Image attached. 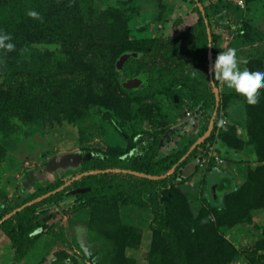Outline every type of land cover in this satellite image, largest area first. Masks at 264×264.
Returning a JSON list of instances; mask_svg holds the SVG:
<instances>
[{"label": "rangeland", "instance_id": "374dc122", "mask_svg": "<svg viewBox=\"0 0 264 264\" xmlns=\"http://www.w3.org/2000/svg\"><path fill=\"white\" fill-rule=\"evenodd\" d=\"M33 1L24 0L23 3ZM67 1L74 3V0ZM75 1L80 4V12L85 11V24L79 29L83 32L86 27V34L93 32L96 39H105L110 29L117 34V28L121 29V40L125 37L167 38L198 20L189 0ZM203 1L208 6L212 30L218 38L212 60L219 52L234 48L241 70L264 69V0H243L242 5L235 0ZM47 19L48 16L38 22L31 20L34 30L31 31L30 46L41 54L36 74L40 83L38 87L45 93H48L47 89L54 91L57 103H61L56 106L58 109L66 103L63 101L69 92L62 87L76 86L79 78L64 75L66 72L58 68L64 62L61 42L46 39L36 30L37 23ZM178 20L180 23L176 24ZM105 28L108 30L104 32ZM95 38L88 40L93 47L89 49L87 60L91 70L99 67L105 73L106 58ZM145 77L143 73L130 79L121 76L120 81L137 79L140 87L145 86ZM217 87L219 118L216 128L213 125L211 130L213 140L206 144L201 155L180 168L176 186L188 195L193 213L197 214L203 207L211 212L220 211L217 232L234 250L233 256L225 259L224 264H264V247L259 245L264 235V154L259 159L252 148L241 146L249 141L250 135L245 97L228 89L220 80ZM260 92L264 94V88ZM35 94L44 97L42 91L29 92L27 88L24 97L30 103ZM105 98L91 99L85 105L79 104L77 98L76 102L57 113L46 112L49 120L43 126L35 127L14 119V125H18L13 133L0 130V214L31 198L41 188L46 189L58 180L66 182L82 173L83 162L88 161L95 151L111 148L123 159H132L137 164L145 154H150L149 150L136 147L147 134L160 138L158 158H161L183 147L201 132V113L189 109L191 99L188 95L184 98V108L177 113L163 97L157 98V103L148 100L145 109L139 102L122 99L112 105ZM27 106L29 109L28 103ZM8 107H14V104ZM4 114L5 110L1 115ZM230 132L232 135L228 138ZM223 135L228 138L226 142L222 140ZM196 172L200 174L196 175ZM222 176L231 178L232 188L218 194L215 186ZM241 188L250 201L248 208L243 207L242 200L239 204L228 205V210L225 201L234 199L233 195ZM247 188L251 193L245 194ZM89 189L72 187L60 200L48 202L29 213V218L36 224L30 235L35 237L31 249L21 260L15 258L13 244L0 230V264H50L60 252L61 264H112L114 251L104 236L106 230H111L113 244L124 250L121 261L116 264H150L153 209L136 206L123 198L118 200L116 212L102 205L95 209L76 199L78 193ZM102 208L99 217L108 214L98 222L103 227L96 229L91 211ZM116 251L120 249L116 248ZM156 261L160 262L159 258Z\"/></svg>", "mask_w": 264, "mask_h": 264}, {"label": "trees", "instance_id": "16d2710c", "mask_svg": "<svg viewBox=\"0 0 264 264\" xmlns=\"http://www.w3.org/2000/svg\"><path fill=\"white\" fill-rule=\"evenodd\" d=\"M23 2L24 0H0V31L10 33L13 37L12 42L16 45L15 50L11 52L0 50L1 131L13 133L18 125L16 123L14 125V119L35 127L43 126L49 120L46 112L57 113L62 108L69 107L76 102L77 98L81 105L88 104L91 99L102 100L103 97L109 99L112 105L115 101L124 99V101L130 103L139 102L145 109L148 100L151 99L154 103H157L155 100L163 97L167 105L177 113V111L184 108V98L188 95L191 99L189 109L194 110L195 113L200 112L202 121L199 122L201 123V132L197 136L189 140L183 147L161 158H158L160 138L148 134L142 137V141L140 139L136 144L137 146H135H140L142 150H149L150 154H145L141 159L142 161L136 162L137 164H134L135 161L132 159H123L121 154L114 153L111 148L108 151H95V154L88 161L83 162L82 173L121 169L146 175L162 176L174 165L177 164V166L171 175L158 180L123 171H106L84 175L63 190L15 213L12 217L0 223V230L5 233L13 244L15 258L17 260L25 258L35 237L30 235L36 224L29 218V213L48 202L60 200L63 194L72 187H89V190L78 193L76 199L84 205L89 204L95 209L102 205L104 208L110 207L111 210L116 212L118 200L121 198L136 206H150L153 209L150 264L151 261H153L152 264H224L227 262L225 259L231 258L234 250L217 232L220 211L211 212L207 207H203L197 214L193 213L190 209L188 195L182 192L175 182L180 168L194 159L195 156L201 155V151L206 147V144L212 142L214 135L211 133L185 160L180 161L198 137L207 131L217 105L208 74L209 41L205 18L211 29L213 55L217 51L218 38L212 30L208 6L204 4L203 0H189L193 4L192 10L197 13L198 20L177 35L167 38L157 36L128 39V37H125L121 40V29L117 27L118 33L114 34L115 30L110 29L109 35L105 39H96L93 32L87 35L88 29L86 27L82 32L79 27L85 24L83 19L85 11L80 12V9H78L80 4L75 0L71 4L67 0ZM197 2L202 4L205 16L202 15ZM30 11L39 13L40 18L30 16ZM50 11H55L53 13L55 15L53 16ZM46 16H48V19L45 22L37 23L36 30L42 37L46 36V39H56V41L61 42L64 62L58 65V68L67 73H63L64 75L79 78V83L76 86L66 85L62 87V90L65 87L64 89L69 92L63 101V103H66L58 109H56V106H60L61 103H57V98L53 96L54 91L47 89L50 94L48 95L38 87L40 83L36 74L40 64L39 55L41 54L37 50L34 51L30 46L31 31L34 30L31 20L35 19L38 22ZM178 23H180L179 20L176 21V24ZM107 30L105 28L104 32ZM94 38L98 40L96 43L100 44V48L104 51L105 69L107 71L105 73H102L99 67L96 70L94 68L91 70V65L87 60L89 49L93 47L89 45L88 40ZM128 52L137 53L138 56L127 59L122 68L118 69L116 61ZM101 58L103 59L102 55ZM49 69L53 68L49 67ZM108 71H110V74ZM141 73L146 74L145 86L133 89L123 87V83L120 81L121 76L130 79L139 76ZM213 81L217 87L218 80L213 79ZM26 88L29 92L42 91L44 97L41 94L40 96L37 94L32 95V102L29 103L24 97ZM71 90L74 93L70 94ZM13 104L14 107H8V105ZM186 107L188 109V105ZM247 107L249 114L247 123L250 135L248 137L249 141L241 146L252 148L259 159H262V154H264V94L261 93L258 104L247 103ZM3 110H5V114L1 115ZM218 118L219 111L217 110L214 128L217 126ZM231 135L230 132L227 137L230 138ZM228 138L225 139L224 135L222 136V140L225 142ZM1 150L0 147V152ZM64 183L65 181L58 180L46 189L41 188L31 198L24 200L16 207L4 210L0 214V221L14 209L57 189ZM231 188V178L222 176L215 186V191L220 194L230 191ZM243 190L241 188L239 193L233 195L234 199L229 198L228 200L227 198L225 206L228 210H230L228 205L239 204L242 200L243 207L248 208L250 201L248 202V198L244 196ZM246 193H251L248 188L245 189ZM103 210L102 208L91 211L96 229L100 226L103 227L98 222L100 218L108 214L104 213L99 217ZM106 232L104 231V236L114 251L112 264H116L117 261H121L124 250L121 247H116L111 241V230L110 232L106 230ZM259 245L264 247V235ZM116 248L120 251H116ZM58 255L50 264L62 263V254L60 257ZM114 257L117 260H113ZM157 258L160 262L156 261Z\"/></svg>", "mask_w": 264, "mask_h": 264}, {"label": "clouds", "instance_id": "9594fccd", "mask_svg": "<svg viewBox=\"0 0 264 264\" xmlns=\"http://www.w3.org/2000/svg\"><path fill=\"white\" fill-rule=\"evenodd\" d=\"M29 15L40 18L39 13L35 11H30ZM12 41L10 33L0 31V50L14 51L16 45ZM208 74L211 79L220 80L228 89L243 95L248 104L260 102V90L264 88V69L241 70L236 49L229 48L227 51L219 52L210 63Z\"/></svg>", "mask_w": 264, "mask_h": 264}, {"label": "water", "instance_id": "95a60500", "mask_svg": "<svg viewBox=\"0 0 264 264\" xmlns=\"http://www.w3.org/2000/svg\"><path fill=\"white\" fill-rule=\"evenodd\" d=\"M197 5L199 6V9H200L202 15L205 16V12H204V8H203L202 4L200 2H197ZM205 22H206V25H207V35H208V41H209V44H208V69H209V66H210V63L212 62V57H213V52H212V35H211V29L209 27V24H208L206 18H205ZM137 56H138L137 53H131V52L124 53L119 58V60L117 62V68L118 69H121L127 59L133 58V57L135 58ZM210 80H211V84L213 86V91H214V94H215V97H216V104H217L216 105V110H217V106H218V102H219V92H218V88L214 84L213 79H211V76H210ZM139 83H140V80L131 79V80L125 81L123 83V86L125 88H127V89H133V88H138ZM216 110H215V112L213 114L212 119L210 120V123L208 125L207 131L190 146V148L182 156V158L180 159V161L185 160V158H187L191 154V152L210 135L211 130H212L213 125H214V119H215V115H216ZM176 166H177V164L174 165L166 174H164L162 176L146 175L144 173H139V172H134V171H128V170H121V169H108V170H105V171L84 172V173L78 174L75 177L71 178L70 180L66 181L62 186L58 187L57 189L52 190V191H49L46 194H44L42 196H39V197H37V198H35V199H33V200H31V201L23 204L22 206L14 209L13 211H11L7 215H5L2 218V220L0 221V223L3 222V221H5L6 219L12 217L15 213L23 210L24 208H26V207H28L30 205H33L35 203H38V202H40V201L48 198L49 196H51V195H53V194H55V193L63 190L65 187L69 186L72 182H74L77 179H80L84 175L98 173V172H106V171H109V172H111V171H113V172H121V171H123V172H130V173L135 174V175H138V176H142V177H147V178H150V179L158 180V179H162V178H165V177L171 175L174 172Z\"/></svg>", "mask_w": 264, "mask_h": 264}, {"label": "built area", "instance_id": "2783aa9c", "mask_svg": "<svg viewBox=\"0 0 264 264\" xmlns=\"http://www.w3.org/2000/svg\"><path fill=\"white\" fill-rule=\"evenodd\" d=\"M239 5L243 4V0H235Z\"/></svg>", "mask_w": 264, "mask_h": 264}, {"label": "crops", "instance_id": "0c3cea01", "mask_svg": "<svg viewBox=\"0 0 264 264\" xmlns=\"http://www.w3.org/2000/svg\"><path fill=\"white\" fill-rule=\"evenodd\" d=\"M80 174H81V173H80ZM195 174H196V175H199L200 173L196 172Z\"/></svg>", "mask_w": 264, "mask_h": 264}]
</instances>
